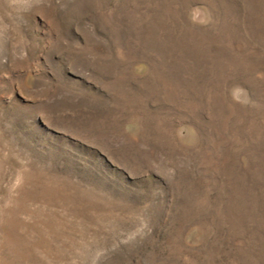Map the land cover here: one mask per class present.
Segmentation results:
<instances>
[{"label":"rangeland","instance_id":"obj_1","mask_svg":"<svg viewBox=\"0 0 264 264\" xmlns=\"http://www.w3.org/2000/svg\"><path fill=\"white\" fill-rule=\"evenodd\" d=\"M0 264H264V0H0Z\"/></svg>","mask_w":264,"mask_h":264}]
</instances>
